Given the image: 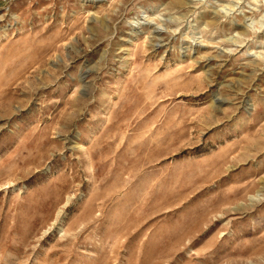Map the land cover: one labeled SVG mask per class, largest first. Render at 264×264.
I'll list each match as a JSON object with an SVG mask.
<instances>
[{
  "label": "rangeland",
  "instance_id": "rangeland-1",
  "mask_svg": "<svg viewBox=\"0 0 264 264\" xmlns=\"http://www.w3.org/2000/svg\"><path fill=\"white\" fill-rule=\"evenodd\" d=\"M0 264H264V0H0Z\"/></svg>",
  "mask_w": 264,
  "mask_h": 264
}]
</instances>
